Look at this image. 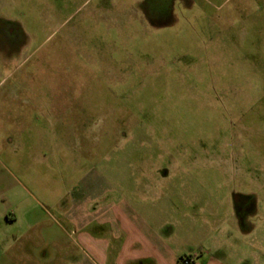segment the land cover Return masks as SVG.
Segmentation results:
<instances>
[{
	"label": "rangeland",
	"instance_id": "obj_1",
	"mask_svg": "<svg viewBox=\"0 0 264 264\" xmlns=\"http://www.w3.org/2000/svg\"><path fill=\"white\" fill-rule=\"evenodd\" d=\"M123 201L264 264V0H0V264H89L74 208Z\"/></svg>",
	"mask_w": 264,
	"mask_h": 264
},
{
	"label": "crops",
	"instance_id": "obj_2",
	"mask_svg": "<svg viewBox=\"0 0 264 264\" xmlns=\"http://www.w3.org/2000/svg\"><path fill=\"white\" fill-rule=\"evenodd\" d=\"M167 176L164 172L148 178L153 189L158 190V184ZM148 182L144 183L151 187ZM126 202L102 207L92 206L90 202L88 209L74 208L71 223L83 245L93 254L89 264H181V258L191 259L192 264H224L222 255H214L220 245L210 249L204 244L214 238V231L176 219L169 213L170 208L162 209L164 216L160 222L155 220V215L161 214V209L136 207ZM7 221L14 223L15 219L7 218ZM232 228L250 231L236 221ZM179 235L184 244L179 242Z\"/></svg>",
	"mask_w": 264,
	"mask_h": 264
},
{
	"label": "flooded vegetation",
	"instance_id": "obj_3",
	"mask_svg": "<svg viewBox=\"0 0 264 264\" xmlns=\"http://www.w3.org/2000/svg\"><path fill=\"white\" fill-rule=\"evenodd\" d=\"M10 36H14L13 32ZM255 212L252 200L239 199L236 208V217L238 222L242 227L246 228V221L249 219L250 215Z\"/></svg>",
	"mask_w": 264,
	"mask_h": 264
},
{
	"label": "built area",
	"instance_id": "obj_4",
	"mask_svg": "<svg viewBox=\"0 0 264 264\" xmlns=\"http://www.w3.org/2000/svg\"><path fill=\"white\" fill-rule=\"evenodd\" d=\"M182 264H192V260L189 258H185L182 260Z\"/></svg>",
	"mask_w": 264,
	"mask_h": 264
},
{
	"label": "trees",
	"instance_id": "obj_5",
	"mask_svg": "<svg viewBox=\"0 0 264 264\" xmlns=\"http://www.w3.org/2000/svg\"><path fill=\"white\" fill-rule=\"evenodd\" d=\"M182 260H183V258H181V260H180V263L182 264Z\"/></svg>",
	"mask_w": 264,
	"mask_h": 264
}]
</instances>
